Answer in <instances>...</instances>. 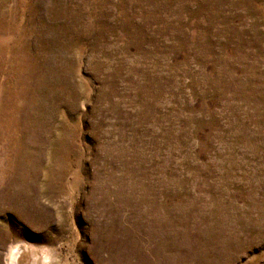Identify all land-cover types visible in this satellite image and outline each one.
Segmentation results:
<instances>
[{
  "label": "rangeland",
  "instance_id": "374dc122",
  "mask_svg": "<svg viewBox=\"0 0 264 264\" xmlns=\"http://www.w3.org/2000/svg\"><path fill=\"white\" fill-rule=\"evenodd\" d=\"M264 264V0H0V264Z\"/></svg>",
  "mask_w": 264,
  "mask_h": 264
},
{
  "label": "bare ground",
  "instance_id": "6f19581e",
  "mask_svg": "<svg viewBox=\"0 0 264 264\" xmlns=\"http://www.w3.org/2000/svg\"><path fill=\"white\" fill-rule=\"evenodd\" d=\"M20 246L14 247V249L10 252L8 262L9 264H20V261L22 259V256L17 258V252L20 249Z\"/></svg>",
  "mask_w": 264,
  "mask_h": 264
}]
</instances>
